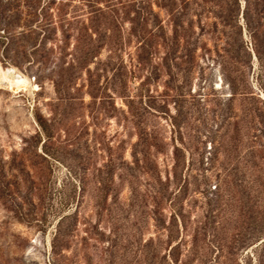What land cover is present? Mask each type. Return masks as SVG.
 I'll return each instance as SVG.
<instances>
[{"label":"rangeland","instance_id":"1","mask_svg":"<svg viewBox=\"0 0 264 264\" xmlns=\"http://www.w3.org/2000/svg\"><path fill=\"white\" fill-rule=\"evenodd\" d=\"M28 1L0 0V264H264V5Z\"/></svg>","mask_w":264,"mask_h":264},{"label":"trees","instance_id":"2","mask_svg":"<svg viewBox=\"0 0 264 264\" xmlns=\"http://www.w3.org/2000/svg\"><path fill=\"white\" fill-rule=\"evenodd\" d=\"M257 1L258 2L260 1V3H261L260 5L261 6L264 5V0H257ZM28 3H30V4L27 5L29 7V11L28 12H29L30 16H32V18H33L32 20L35 21V20H37V18L39 16V14L37 15V13H35V10L39 6V0L28 1ZM59 5H63V4L60 3ZM0 6H4V5L2 3H0ZM4 7L5 8H8V6H4ZM42 9L43 8H41V10ZM42 13H43L42 16L45 17L46 15H44V11H42ZM11 17H12V19H11ZM16 19H17V14H15L13 16L4 15V14L3 15H0V24L1 25L3 24V28H4L3 31H2V33H6L5 35L0 34V39L2 40V42H4L3 39H5V40L7 39L8 35L10 36L11 34H13V32H11V29H10L11 28L10 27V24H12V22H14ZM32 20H28L27 22H29V23H26V24L28 26H30L31 25L30 22ZM37 26H39L40 27L39 30H42V31L44 30V28H46L44 26V23L39 24ZM28 29H29V32L32 31L31 30V27H29ZM9 40H12V37L11 36H10V39ZM9 43H7L6 45H9ZM99 46L100 45H98V47ZM98 47H97V45L96 46H92V45L91 46H88L85 52H82L81 51L80 55L78 57H76L77 59H73V61H74L75 64L74 63H69L68 64L69 65L68 67L70 69L72 68V69H76V70L77 69L79 70L82 67L86 68L87 65H88V63L91 61V59L98 54V52H99L98 49H97ZM190 59H191V57H190ZM190 59L188 61H185L184 60L182 63H186V62L189 63L190 62ZM86 71L89 72L90 70L86 68ZM129 101H132V99H130ZM144 138L145 137H144V134L142 133V131L139 132V135H138V141L139 142L138 143L139 144L141 143L142 145H145L146 139H144Z\"/></svg>","mask_w":264,"mask_h":264},{"label":"bare ground","instance_id":"3","mask_svg":"<svg viewBox=\"0 0 264 264\" xmlns=\"http://www.w3.org/2000/svg\"><path fill=\"white\" fill-rule=\"evenodd\" d=\"M6 71V70H5ZM9 70H7L6 72H4V74H2V75H4V77H5V75H9ZM10 76V75H9ZM19 84H21V82L19 83Z\"/></svg>","mask_w":264,"mask_h":264}]
</instances>
